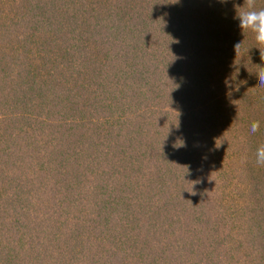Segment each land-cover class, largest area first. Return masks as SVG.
<instances>
[{
	"label": "trees",
	"instance_id": "16d2710c",
	"mask_svg": "<svg viewBox=\"0 0 264 264\" xmlns=\"http://www.w3.org/2000/svg\"><path fill=\"white\" fill-rule=\"evenodd\" d=\"M0 264H264V0H0Z\"/></svg>",
	"mask_w": 264,
	"mask_h": 264
}]
</instances>
